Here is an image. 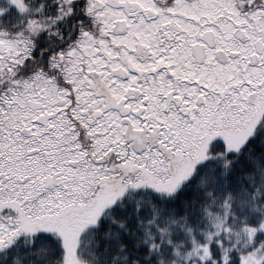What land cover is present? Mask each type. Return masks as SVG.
I'll list each match as a JSON object with an SVG mask.
<instances>
[{
	"label": "snow or ice",
	"instance_id": "obj_1",
	"mask_svg": "<svg viewBox=\"0 0 264 264\" xmlns=\"http://www.w3.org/2000/svg\"><path fill=\"white\" fill-rule=\"evenodd\" d=\"M0 264H264V0H0Z\"/></svg>",
	"mask_w": 264,
	"mask_h": 264
}]
</instances>
